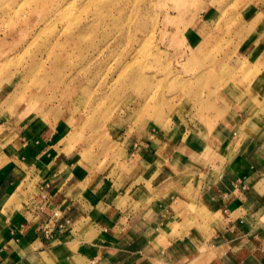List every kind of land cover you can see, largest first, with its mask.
<instances>
[{
	"label": "rangeland",
	"instance_id": "rangeland-1",
	"mask_svg": "<svg viewBox=\"0 0 264 264\" xmlns=\"http://www.w3.org/2000/svg\"><path fill=\"white\" fill-rule=\"evenodd\" d=\"M262 43L264 0H0V130L59 131L102 175L186 146L224 160L230 112L260 87L231 62Z\"/></svg>",
	"mask_w": 264,
	"mask_h": 264
},
{
	"label": "crops",
	"instance_id": "crops-1",
	"mask_svg": "<svg viewBox=\"0 0 264 264\" xmlns=\"http://www.w3.org/2000/svg\"><path fill=\"white\" fill-rule=\"evenodd\" d=\"M257 45L254 61L231 62L261 73L257 96L253 87L230 112L224 160L205 161L186 146L102 175L63 151L59 131L38 130L30 143L4 126L0 264H264V44ZM48 220L50 236L42 230Z\"/></svg>",
	"mask_w": 264,
	"mask_h": 264
},
{
	"label": "built area",
	"instance_id": "built-area-1",
	"mask_svg": "<svg viewBox=\"0 0 264 264\" xmlns=\"http://www.w3.org/2000/svg\"><path fill=\"white\" fill-rule=\"evenodd\" d=\"M54 215H57V213H55ZM50 220L47 221V223L45 224L44 228H43V232L47 235L50 234L51 229H50Z\"/></svg>",
	"mask_w": 264,
	"mask_h": 264
},
{
	"label": "bare ground",
	"instance_id": "bare-ground-1",
	"mask_svg": "<svg viewBox=\"0 0 264 264\" xmlns=\"http://www.w3.org/2000/svg\"><path fill=\"white\" fill-rule=\"evenodd\" d=\"M131 76V75H130ZM133 77H135V76H133ZM130 81H131V79H130ZM134 81V80H133ZM132 82V81H131Z\"/></svg>",
	"mask_w": 264,
	"mask_h": 264
}]
</instances>
